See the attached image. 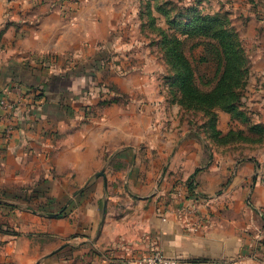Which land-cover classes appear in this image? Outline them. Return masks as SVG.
Returning <instances> with one entry per match:
<instances>
[{"label": "crops", "instance_id": "1", "mask_svg": "<svg viewBox=\"0 0 264 264\" xmlns=\"http://www.w3.org/2000/svg\"><path fill=\"white\" fill-rule=\"evenodd\" d=\"M46 1L56 0H0L9 51L0 63V264H138L154 251L182 264L264 259L263 153L216 155L205 167L204 152L130 149L142 145L145 121L121 120L117 108L83 121L77 104L54 93L58 85L34 104L33 88L61 74L58 56L103 41L119 13L93 27ZM257 3L240 11L264 28V0ZM3 101L14 105L11 120ZM112 160L126 168H110Z\"/></svg>", "mask_w": 264, "mask_h": 264}, {"label": "rangeland", "instance_id": "2", "mask_svg": "<svg viewBox=\"0 0 264 264\" xmlns=\"http://www.w3.org/2000/svg\"><path fill=\"white\" fill-rule=\"evenodd\" d=\"M50 4L64 9L67 20L78 23L80 18H91L93 27L119 13L103 41L58 56L61 74L33 88L34 104L44 99L48 85H58L61 88L54 93L65 106L77 104L83 121H102L113 108L121 120L145 121L142 145L132 143L130 149L204 152L201 166L205 167L216 161V155L242 160L247 152L264 154V28L248 22L240 11L246 5L258 8L257 0H56ZM6 18L7 13L0 28V63L9 52L4 43ZM222 40L232 41L235 52L227 56L239 67L223 80L227 63L219 45ZM68 55L72 62L64 63L61 58ZM17 68L10 79L19 81ZM75 76L77 81L70 83ZM6 104L12 109L8 111ZM2 106L11 120L14 105L3 101ZM120 164L112 160L110 168H126ZM202 170L192 175V193ZM6 222L0 217V233L6 234ZM256 260L253 264H264V259Z\"/></svg>", "mask_w": 264, "mask_h": 264}, {"label": "built area", "instance_id": "3", "mask_svg": "<svg viewBox=\"0 0 264 264\" xmlns=\"http://www.w3.org/2000/svg\"><path fill=\"white\" fill-rule=\"evenodd\" d=\"M6 109H12L10 105L6 104ZM10 108V109H9ZM138 264H182L180 260L169 258L160 251H154L146 254L137 260Z\"/></svg>", "mask_w": 264, "mask_h": 264}, {"label": "trees", "instance_id": "4", "mask_svg": "<svg viewBox=\"0 0 264 264\" xmlns=\"http://www.w3.org/2000/svg\"><path fill=\"white\" fill-rule=\"evenodd\" d=\"M220 35H221V38L224 37V34L220 33ZM222 41L219 42L220 43L219 45H221V47H222V51H221L222 55L223 56L226 55V57L224 58V60H226L227 66H226V69L224 70V76L222 77L221 80L227 78L228 76L231 77V75H229L230 72H234V71L239 70L238 69L239 67H237V65H236V62L237 61L236 60H231V59H229V56H227V52L228 53L230 52L232 54L235 52L234 51L235 48H233V46H232V41H230L228 43L226 41H223V43H222ZM212 46H215V45L213 44V45H211V47ZM0 205H2L1 202H0ZM12 207L15 208L14 206H12Z\"/></svg>", "mask_w": 264, "mask_h": 264}]
</instances>
